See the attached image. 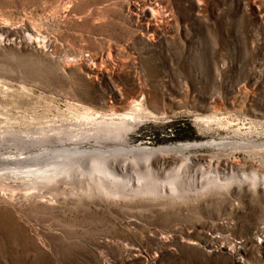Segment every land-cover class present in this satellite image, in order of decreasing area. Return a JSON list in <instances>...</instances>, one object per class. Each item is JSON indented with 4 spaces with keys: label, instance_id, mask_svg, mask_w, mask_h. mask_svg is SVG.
<instances>
[{
    "label": "rangeland",
    "instance_id": "rangeland-1",
    "mask_svg": "<svg viewBox=\"0 0 264 264\" xmlns=\"http://www.w3.org/2000/svg\"><path fill=\"white\" fill-rule=\"evenodd\" d=\"M147 1L0 0V264H264V0Z\"/></svg>",
    "mask_w": 264,
    "mask_h": 264
},
{
    "label": "bare ground",
    "instance_id": "bare-ground-1",
    "mask_svg": "<svg viewBox=\"0 0 264 264\" xmlns=\"http://www.w3.org/2000/svg\"><path fill=\"white\" fill-rule=\"evenodd\" d=\"M156 1V0H155ZM148 5H150V8H151V11L152 10H154L155 11V14L156 13H161V14H163V12L165 11V9H166V0H158L157 1V3L156 2H143V8L140 10V12L141 13H143L144 12V10H145V8H147L148 7ZM147 6V7H146ZM168 7V6H167ZM139 12V13H140ZM154 13V12H153ZM152 13V14H153ZM166 13H168V12H166ZM169 14V13H168ZM140 15V14H139ZM161 16V15H160ZM156 17V16H155ZM158 19V18H157ZM164 19V18H163ZM162 20V19H161ZM167 20V19H166ZM168 21V20H167ZM162 22H164V21H162ZM166 24V23H165ZM153 35H154V33H153ZM157 35V34H156ZM92 67V66H91ZM92 72L96 75V76H98V75H100V74H102L103 73V70H102V68H92ZM135 104V103H134ZM137 104H139V103H137ZM136 107V106H135ZM127 116H128V114H127ZM129 118V117H128Z\"/></svg>",
    "mask_w": 264,
    "mask_h": 264
}]
</instances>
